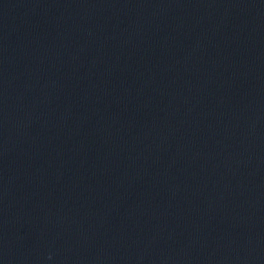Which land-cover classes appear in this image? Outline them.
Segmentation results:
<instances>
[{"label": "water", "instance_id": "water-1", "mask_svg": "<svg viewBox=\"0 0 264 264\" xmlns=\"http://www.w3.org/2000/svg\"><path fill=\"white\" fill-rule=\"evenodd\" d=\"M0 264H264V0H0Z\"/></svg>", "mask_w": 264, "mask_h": 264}]
</instances>
